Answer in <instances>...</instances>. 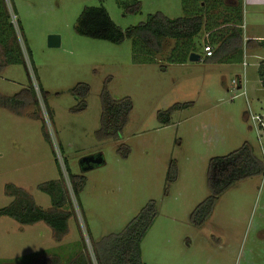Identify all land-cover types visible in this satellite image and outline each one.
Returning a JSON list of instances; mask_svg holds the SVG:
<instances>
[{
    "label": "rangeland",
    "instance_id": "374dc122",
    "mask_svg": "<svg viewBox=\"0 0 264 264\" xmlns=\"http://www.w3.org/2000/svg\"><path fill=\"white\" fill-rule=\"evenodd\" d=\"M4 2L24 65L3 66L0 96H13L30 85L37 103L26 104L19 115L0 108V208L14 202L5 188L12 185L48 211L50 198L39 186L61 178L68 196L64 210L71 217L59 238L43 222L20 225L1 217L0 264H68L81 251L94 264L93 243L120 233L150 202H155L157 216L140 244L143 264H264V174L225 191L202 225L190 218L209 195L206 170L211 158L247 142L264 162V138L259 140L247 119L264 114L258 66L264 47L245 48L252 37L264 40V0H241L242 57L219 63L206 59L199 48L198 62L182 64L169 62L172 40L161 54L150 57L131 39L112 44L74 30L85 7H103L125 31L154 14L184 17L182 0ZM49 36L59 37L58 48L48 47ZM238 79L240 88L233 83ZM78 83L88 86L85 97L71 92ZM104 89L114 99L132 102L117 140L98 135ZM174 104L188 106L162 125L157 113ZM35 115L43 121L49 143ZM97 156L102 164L87 170L80 164ZM170 161L176 179L168 184ZM68 173L86 180L77 202Z\"/></svg>",
    "mask_w": 264,
    "mask_h": 264
},
{
    "label": "trees",
    "instance_id": "16d2710c",
    "mask_svg": "<svg viewBox=\"0 0 264 264\" xmlns=\"http://www.w3.org/2000/svg\"><path fill=\"white\" fill-rule=\"evenodd\" d=\"M182 2L183 9L186 7L187 11L184 17L169 19L161 14H154L148 16L145 22L125 31L113 24L103 7H85L77 19L74 30L79 36L112 44H120L124 39H131L136 48L138 47L142 53L149 56L161 54L166 41L172 40L173 47L168 54L170 64L185 63L190 54H197L199 48L203 49L207 45L211 46L213 56L206 59H215L219 63H229L235 57L243 56L241 0H192L191 2L182 0ZM132 11H137V7ZM13 15H15L14 11ZM203 35L206 36L205 40H201ZM196 38L199 39L198 42L195 41ZM16 41L14 26L6 13L5 2L0 0V49L2 56L0 70L3 66L16 63L24 65L20 47ZM257 47H264V40H247L245 42V48L254 49ZM258 66L261 87L264 89V60ZM31 71L35 75L32 66ZM37 88L43 99L42 90L39 86ZM71 92L74 96L85 97L89 88L86 84L78 83ZM42 101L49 118V110L44 99ZM36 103V95L30 85L13 96H0V108L12 111L17 115L21 114L20 109L26 104ZM100 103L101 115L98 135L102 139L117 140L127 123L132 102L129 98L114 99L104 89L101 93ZM187 106L188 104H174L166 111L158 112L157 119L162 125H167L170 123L171 114L174 111ZM34 118L42 122V134L49 143L50 138L43 121L37 115ZM263 174L264 162L254 154L252 146L247 142L225 156L211 158L206 170V185L209 195L192 211L190 215L192 222L196 226L202 225L209 219L215 203L225 191L239 181ZM60 175L59 170V177ZM67 177L73 197L77 202L86 180L81 175L74 176L69 173ZM175 179L176 167L170 161L166 181L169 184ZM5 188L7 192L11 191L10 193L14 195L15 199L9 206L0 208V218H10L20 225L43 222L53 230L58 238L67 231V221L71 217V213L64 210L68 204V196L61 178L39 186V189L50 198L51 208L48 211L36 206L26 192L16 190L12 185H7ZM156 216L155 202H150L120 233L93 243L92 252L95 264H143L140 244ZM68 264H90V262L81 251Z\"/></svg>",
    "mask_w": 264,
    "mask_h": 264
},
{
    "label": "built area",
    "instance_id": "2783aa9c",
    "mask_svg": "<svg viewBox=\"0 0 264 264\" xmlns=\"http://www.w3.org/2000/svg\"><path fill=\"white\" fill-rule=\"evenodd\" d=\"M257 41H261V40H257ZM203 53H204L205 58H211L213 56V50L211 46L207 45L206 47H204ZM233 83L237 84V87L240 88L239 79L237 81H233ZM248 118L252 122V125L258 134L259 140H262L264 138V114L263 115H250L249 117H247V119Z\"/></svg>",
    "mask_w": 264,
    "mask_h": 264
},
{
    "label": "water",
    "instance_id": "95a60500",
    "mask_svg": "<svg viewBox=\"0 0 264 264\" xmlns=\"http://www.w3.org/2000/svg\"><path fill=\"white\" fill-rule=\"evenodd\" d=\"M60 46V41H59V37L58 36H49L48 37V47L50 48H58ZM200 60V56L197 54H190L188 57V61L191 63H196ZM103 160L100 156L97 157H90L87 159H84L80 162V164L82 165H86L85 168L86 170L88 169L87 166H89V168H91V165H99L102 164ZM84 168V171H85Z\"/></svg>",
    "mask_w": 264,
    "mask_h": 264
},
{
    "label": "crops",
    "instance_id": "0c3cea01",
    "mask_svg": "<svg viewBox=\"0 0 264 264\" xmlns=\"http://www.w3.org/2000/svg\"><path fill=\"white\" fill-rule=\"evenodd\" d=\"M246 39H248V38L245 37L244 41H245ZM252 39H253V40H256V41H257V40H262V39H260L259 37H252ZM262 60H264V59H262ZM239 83H240V82H239ZM238 88H239V87H238Z\"/></svg>",
    "mask_w": 264,
    "mask_h": 264
}]
</instances>
